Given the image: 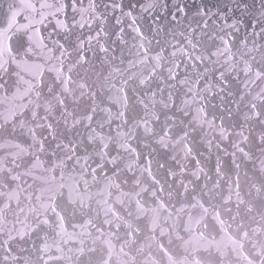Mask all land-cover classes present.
<instances>
[{
	"label": "snow or ice",
	"instance_id": "6c2138e0",
	"mask_svg": "<svg viewBox=\"0 0 264 264\" xmlns=\"http://www.w3.org/2000/svg\"><path fill=\"white\" fill-rule=\"evenodd\" d=\"M264 264V0H0V264Z\"/></svg>",
	"mask_w": 264,
	"mask_h": 264
},
{
	"label": "water",
	"instance_id": "95a60500",
	"mask_svg": "<svg viewBox=\"0 0 264 264\" xmlns=\"http://www.w3.org/2000/svg\"><path fill=\"white\" fill-rule=\"evenodd\" d=\"M233 264H235V261L233 262Z\"/></svg>",
	"mask_w": 264,
	"mask_h": 264
}]
</instances>
